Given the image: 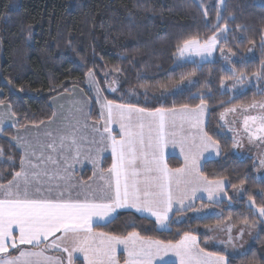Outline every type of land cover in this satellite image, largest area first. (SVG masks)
Masks as SVG:
<instances>
[{
  "label": "trees",
  "instance_id": "16d2710c",
  "mask_svg": "<svg viewBox=\"0 0 264 264\" xmlns=\"http://www.w3.org/2000/svg\"><path fill=\"white\" fill-rule=\"evenodd\" d=\"M225 24L229 29L222 37V46L233 53L234 68L252 77L264 63L260 47L264 6L254 0H225L224 5L220 0H0V100L11 104L20 126L39 123L51 117L53 96L75 86L87 90L86 75L91 71L103 87L107 69L120 72L116 96L105 94L116 102L149 109L182 104L195 107L203 95L208 106L206 131L219 142L221 153L206 160L201 172L210 180L228 181L229 199L216 204L221 214L187 216L163 230L153 219L122 211L107 226L96 228L116 235L136 230L144 237L173 243L184 232H191L204 250L223 252L209 248L208 234L197 227L247 220L258 226V234L245 253L229 257L231 264H264V222L258 213L264 206V177H257L259 164L254 158L232 151V138L222 131L219 120L226 108L263 97L264 80L243 91H232L236 78L220 59L175 63L177 46L183 41L205 40ZM250 41H255L258 57H245L253 45ZM191 78L193 83L182 85ZM178 85L182 86L169 93ZM13 134L12 129L0 134V184L20 170L22 154L11 142ZM167 163L171 167L182 165L172 156ZM109 164L107 157L103 168ZM241 181L244 192L236 197L231 191L240 187ZM202 203L206 206L207 202Z\"/></svg>",
  "mask_w": 264,
  "mask_h": 264
},
{
  "label": "snow or ice",
  "instance_id": "6c2138e0",
  "mask_svg": "<svg viewBox=\"0 0 264 264\" xmlns=\"http://www.w3.org/2000/svg\"><path fill=\"white\" fill-rule=\"evenodd\" d=\"M220 4L224 5L225 0H220ZM220 19L218 12L217 21ZM226 29L225 24L221 31ZM218 43L216 35L203 42L190 38L178 45L177 49L181 57L193 54L204 57L211 55ZM250 43L255 45V41ZM260 47L264 49V36ZM220 51L224 60L230 62L229 55L223 49ZM231 72L237 83L249 78L234 67ZM252 76L257 80L264 79V63H261L260 69L252 73ZM88 77L91 84H96L97 99H100L94 74L89 72ZM224 83L222 80L221 84ZM200 101L195 107L182 104L179 107L149 109L104 99L100 112L103 127H94L93 130L99 133V140L91 142L97 145L95 158H92L91 148L87 150L85 158H91L93 165L99 167L100 152L110 146L113 162L106 174L104 169H99V179L103 183L96 189L87 181L78 182L79 187L86 190L83 199L79 193L73 197L71 191L77 186L73 183V167L82 155L76 128L61 130L58 137H53L52 132H46L45 135L50 138L47 142L15 137L16 146L22 151L20 170L12 174V179L7 184H0V264H65L62 257L46 255L45 250L48 248L67 253V264H75L74 254L77 252L83 254L87 264H120L118 250L121 245L127 254L124 264H155L157 258L169 253L178 258L179 264H231L230 253L205 251L200 247L197 236L191 232H184L173 243L144 237L136 230L116 235L97 231L93 227L94 223L100 227V222L107 226L113 222L118 209L131 208L155 217V223L160 228H169L170 213L175 204L183 207L184 201L191 199L201 189L207 192L209 198L224 191V179L210 180L201 172L200 160L203 153L212 150L218 156L221 146L205 130L204 118L208 106L203 95L200 96ZM257 103L264 108V101H254L242 107L245 110L248 107L255 108ZM0 109L6 112L9 119L15 117L11 104L0 100ZM236 110L232 108L226 112ZM76 111L87 118L88 113L83 106L76 108ZM55 118L56 113L53 112L52 120ZM224 118L225 113H221V119ZM257 121L258 126L250 129L249 122L255 125ZM4 123L5 116L0 114V131ZM112 123L119 124L120 139L113 134L110 126ZM185 125L188 126L187 133ZM244 129L250 133V142L264 140V115L245 116ZM168 143L180 145V151L184 153L183 168H169L164 157V148ZM233 147H239L238 140L234 141ZM46 150L58 153L60 160L54 159L51 154L46 156ZM2 155L3 150L0 149V156ZM61 160L63 168H58L51 176L47 168L42 167L48 162L59 164ZM261 163L264 164V160ZM42 178L59 179L63 183L42 189ZM242 185L243 181L241 187ZM249 201L255 204L251 197ZM258 213L264 218V206L258 208ZM243 223L249 225L247 220ZM130 227L134 229L135 224ZM14 229H18V234ZM56 233L61 235L50 243H45ZM240 235L243 236V231ZM233 241L234 238L229 234L228 240L222 243L237 250ZM21 245H32L33 248L23 250L20 249ZM10 249H20L19 254H10Z\"/></svg>",
  "mask_w": 264,
  "mask_h": 264
},
{
  "label": "rangeland",
  "instance_id": "374dc122",
  "mask_svg": "<svg viewBox=\"0 0 264 264\" xmlns=\"http://www.w3.org/2000/svg\"><path fill=\"white\" fill-rule=\"evenodd\" d=\"M255 3L263 5L264 6V0H254ZM222 27L221 29H223ZM221 29L214 35L217 36V39L219 40V43L216 46V50L211 53V55H205L204 57H200L197 55H185L181 57L179 53L177 52L176 54V61L175 63H182V62H191V61H197V62H208V61H213L216 59H220L223 63V65L231 70L233 68V60H234V55L231 51L226 46H222L221 40L222 37H225V33L228 32V27L225 31H221ZM213 36V35H212ZM264 36V35H263ZM211 37V36H210ZM203 42L204 40H200ZM220 49L224 50V53L228 54L230 57V62L224 60L223 55L220 51ZM251 49V50H250ZM259 56V52L257 51V48H255L254 45L249 47L247 50L245 57L246 58H255ZM92 72V71H91ZM94 74V72H92ZM119 70H111L107 69V72L104 74V84L103 87H101L98 83V80L96 79V76L94 74L95 81L97 82L99 86V97L100 99H97V90H96V84H91L89 82V77L88 74L86 75V86L87 90L83 89L81 87H73L71 88L70 91L64 92V93H59L58 95L53 96L50 99V106L53 112L56 113V118L55 120H52V115L49 119L44 120L43 123H33V124H28L26 125L27 127H22L20 126V122L18 119L17 114L15 113V117H12L9 119L7 116L6 112H4L3 109H0V114H3L5 116V123L3 125L2 131H0V134L3 133L4 130L6 129H12L14 130V134L10 136L11 142L16 145L15 137H21L25 140H33L39 139L41 142H43V139L45 136H43V133L49 132L51 130L55 129H71V128H76L77 129H84L85 132H82L83 136H79V138H83L85 141V145H95L92 144L91 142L93 140H99V138L95 135L97 133L95 132L93 134L92 130L89 132L86 130L89 129H94L96 128H102L103 125H99L100 119L98 118L101 112V102L104 99L110 100L105 97V94H111L112 96H116V92L120 88L121 82L119 81ZM264 79L257 80L253 76L249 77L248 79L243 80L242 82L237 83V81H234V86L230 88L232 91H243L249 86H254L257 85V81L262 82ZM193 83V78L186 80L182 85L184 84H191ZM182 85H178L177 87L173 88L172 90L169 91V93L176 92ZM115 89V91H113ZM121 96V95H119ZM137 97H132L131 99H136ZM256 102H261L264 101V96L258 98L257 100H254ZM254 101L249 102V103H240V104H235L232 105L225 110H223L221 113H225V118L221 119V114L219 117L220 124L223 127V132L227 133L228 135L231 136L232 138V143L234 141L238 140L239 141V147H233L232 144V151L242 157L243 155H248L249 157L254 158V160L259 164V172L258 178H263L264 177V164L261 163L262 160H264V140H253L249 141V132H246L244 129V118L245 116H261L264 115V108H261L259 106V103H257V106L255 108H246L242 106H248L252 104ZM116 102V101H115ZM117 103H122V102H117ZM9 104V103H6ZM84 107V110L86 113H88L87 118L85 119L84 116H82L79 112L76 111V108L78 107ZM236 108L237 110L235 112H226L227 109H232ZM12 111L15 112L12 108ZM52 112V113H53ZM208 112V109H207ZM259 124V121L254 125L252 122H249V128L254 129L257 127ZM185 125V132L187 133L188 131V126ZM45 131V132H44ZM49 138V137H48ZM172 146V144H171ZM170 146V148H171ZM18 148V147H17ZM175 148H178L180 151V145L177 144L175 145ZM19 149V148H18ZM21 154L22 151L19 149ZM176 150V149H175ZM236 150V151H235ZM95 151V150H94ZM93 151V152H94ZM212 152V150H209ZM239 151V153H237ZM221 153V152H220ZM184 156V153H183ZM220 155H218L219 157ZM201 162V160H200ZM3 184H7L3 183ZM42 189L45 188V184L40 185ZM243 186L238 187V197L243 195ZM55 193V192H54ZM202 201V200H200ZM221 201V200H219ZM216 201V202H219ZM195 202V201H194ZM193 202V203H194ZM189 210V211H188ZM187 211V212H186ZM205 212L206 214H221V209L216 207V204L212 205H206L204 206L201 204L198 206L196 209H192L191 206L187 208V210L183 211L182 213H178L172 222L175 223H180L185 221L188 217L192 218H198L199 216H202L201 214ZM188 216V217H187ZM264 222V218H262ZM231 220H227L223 224H220L218 226L216 225H207L205 228L201 229V227H197L198 231H203L206 233H210L211 239L206 241V244H208L209 248L216 249L214 246L215 242H220V241H225L227 236L229 237V234L232 233L231 235L233 236L234 234H238L240 232H234L233 227L231 224ZM235 224V223H234ZM225 225V226H223ZM251 229L248 230V234L251 233L252 227L253 230L257 225L249 224ZM167 229V228H165ZM230 230V232H229ZM258 231V227L256 228ZM244 234V233H243ZM239 235V234H238ZM209 236V235H208ZM198 238V236H197ZM199 240V238H198ZM211 245V246H210ZM217 246V245H215ZM242 246H245V243H243ZM169 258V257H168Z\"/></svg>",
  "mask_w": 264,
  "mask_h": 264
},
{
  "label": "crops",
  "instance_id": "0c3cea01",
  "mask_svg": "<svg viewBox=\"0 0 264 264\" xmlns=\"http://www.w3.org/2000/svg\"><path fill=\"white\" fill-rule=\"evenodd\" d=\"M207 115H208V112L206 110L205 118H204L205 130H206V123H207ZM98 118L100 119V121H99L100 123H98V124L99 125H101V124L103 125L104 121L101 119L100 115H99ZM110 126L113 129V134L116 135V138L120 139L121 138V134L119 132V124L118 123H112ZM61 130L68 131L67 129H55V130H51L49 132H52L53 137H58V135H59ZM90 130H92L93 134L95 133V131L93 129H89V130H86V131L89 132ZM82 132H85V130L84 129L83 130L82 129H77L76 130L77 138L81 142V146H82V155L79 158V162L75 163L74 167H73V183L77 184V186L71 189L73 197H75L77 195V193H79L81 199H83V196H84V193H85L86 190L82 189L81 187H79L78 182L80 180L87 181L92 186L93 189H96L97 187H99L103 183V181H101L99 179V175H100L99 169L100 168L104 169L103 168L104 159L107 158V157L110 158V164H109L108 168L111 167V164L113 162V156H112V153H111L110 146L105 147L104 150L102 152H100V154H99V156H100L99 167H96V166L93 165L91 158H85L87 156V150L89 148H91L94 151L96 149L97 145L96 144L95 145H85L84 139L83 138L82 139L79 138V136H83ZM45 133H43V136H45V138L43 139V142H47L50 139V138H48L45 135ZM105 135H107V134H105ZM95 136H97L99 138V133H97V135H95ZM35 140H37V139H35ZM170 146H171V143H168L165 146V148H164V157H165L166 162H167V158L169 156H172V157H176V158L180 159L182 161V165L179 166V167H171V166L168 165L169 168L174 169V170L175 169H179V168H183L184 167V156H183V153L181 151H179L178 148H175V146L172 145L171 148H170ZM101 147H104V146H101ZM93 151H92V158H95V151L94 152ZM237 153H239V151ZM48 154L53 155L54 159L60 160V155L58 153H51L50 150H46L45 155L47 156ZM216 157H218V156L215 155V153L213 151L212 152H210V151L204 152L203 156L201 158L200 166L202 167V164L206 160L212 159V158H216ZM242 157H249V156L248 155H243ZM63 166L64 165H63L62 160H61V162L59 164H52L51 162H48L46 165H42V167H46L47 168V170L49 171L50 176L58 168H63ZM108 168L104 169L105 170V174H106V171H107ZM94 173H96L95 176H94ZM42 180H43V182L41 184H45L46 185L44 189H46L49 185L55 187V185H57V184H61L62 185V183H63L59 179L49 180L48 178H42ZM225 182L226 183H225L224 191L216 193L212 198H209L207 192H204L201 189V190L197 191L195 193V195L191 199H186L184 201L183 207H181L179 204H175L174 207H173L172 213H170V224L173 221L174 217L178 213H182L183 211L187 210V208L190 207V206H191L192 209H196L198 206L203 204L202 202H207L206 205L209 206V205H212V204H214V205L218 204L221 201L229 199L228 194H227V188H228L229 184H228L227 180H225ZM231 194L236 196V197H238V195H239L238 194V187L232 189ZM53 195H55L54 192H53ZM65 195L67 196V192L65 193ZM200 200H202V201H200ZM219 200H221V201H219ZM216 201H219V202H216ZM122 211H132V212H135V213H137V214H139L141 216H144V217H147V218L155 220V217L149 216L147 213L136 212L135 209H131V208L118 209L117 212L114 214V217L116 216V214L118 212H122ZM201 215H202L201 217H205V216H208L210 214H206L205 212H203ZM100 223H101V225L104 224V222H100ZM226 224H227V222H226ZM229 224L232 225L233 231L235 230L234 232H240L241 233V231H243V233H244L243 236H241L240 233H238L239 235L238 234H234L232 236L231 235L232 233H230V235L234 238L233 242H234V244H236L238 251L237 250H233L230 247V245H228L227 243H222L223 241L215 242L214 246H211V245L210 246L218 248L219 250H221L223 252H228V253H230V256H237V255L245 253L249 249V247L251 246L253 240L255 239V237L258 234V231L256 230V228L258 226H256L254 228V230H253V227H252L251 233L248 234V230L251 229V227L249 225L246 226L244 223L234 224L233 222H231ZM223 226H225V225H223ZM93 227L97 231H102V230L96 228V223H94ZM157 227L159 229H163V230L165 229V228H160L159 225H157ZM203 228H205V227H203ZM14 231L18 234V229H14ZM207 234L209 235V240H210L212 237H211L210 233H207ZM60 235H61L60 233H56V235L54 237H50L49 241H47L45 243H50L51 240L55 239L56 237H59ZM227 240H228V236H227L225 241H227ZM198 242H199V240H198ZM243 243H245V246H242ZM215 245H217V246H215ZM41 247H43V245H41ZM32 248H33L32 245H21L20 246V249H23V250H32ZM20 249H10V254L18 255ZM45 252H46V255L51 256L53 258H55V257L64 258L65 264H67V260H66L67 253H63L61 250H57V249H54V248H48V249L45 250ZM207 252H209V251H207ZM118 258L120 259V264H124V261L127 258V254H126V252L123 251V246L122 245L120 246V248L118 250ZM74 262H75V264H87V261L84 259L83 254L79 253V252L74 254ZM169 262H174L176 264H179L178 258L175 257L171 253H169L167 256H163V257L157 258V261L155 262V264H166V263H169Z\"/></svg>",
  "mask_w": 264,
  "mask_h": 264
}]
</instances>
